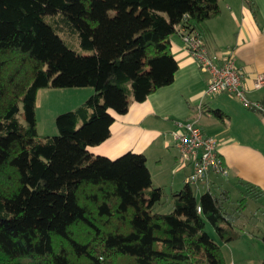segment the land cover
<instances>
[{"label":"trees","instance_id":"1","mask_svg":"<svg viewBox=\"0 0 264 264\" xmlns=\"http://www.w3.org/2000/svg\"><path fill=\"white\" fill-rule=\"evenodd\" d=\"M218 1L0 0V264H227L220 243L239 238L228 191L196 198L185 184L170 212H154L163 190L143 154L87 150L129 97L143 102L173 82L170 36L196 32ZM84 87L93 93L55 117L57 134L39 135L37 92Z\"/></svg>","mask_w":264,"mask_h":264},{"label":"crops","instance_id":"2","mask_svg":"<svg viewBox=\"0 0 264 264\" xmlns=\"http://www.w3.org/2000/svg\"><path fill=\"white\" fill-rule=\"evenodd\" d=\"M252 1L255 15L245 0H219L218 15L199 25L196 32L210 52L232 56L235 65L242 69L245 95L254 102L264 99V85L253 89L256 75L264 74V0ZM170 50L178 65L173 82L151 93L143 102L129 97L125 114L111 112L114 122L109 136L87 150L93 156L109 159L128 151L143 154L152 184L162 190L169 188L173 194L186 184L190 167L177 169V151L169 134L177 124L193 122L205 135L219 140L220 157L228 169L225 177L211 174L206 183L197 185L198 190L228 191L229 205L242 198L249 200L240 190L246 186L254 187L256 190L251 191L260 193L259 197L264 195V116L226 94L207 95V75L184 51L179 33L170 36ZM92 93L90 87L40 89L35 112L40 106L43 110L50 108L47 113L55 116L77 108ZM64 96L65 99L55 98ZM68 99L70 106L65 102ZM55 101L60 102L52 105ZM223 244L220 243L221 248Z\"/></svg>","mask_w":264,"mask_h":264},{"label":"built area","instance_id":"3","mask_svg":"<svg viewBox=\"0 0 264 264\" xmlns=\"http://www.w3.org/2000/svg\"><path fill=\"white\" fill-rule=\"evenodd\" d=\"M182 48L194 61L197 68L207 75V95L226 94L237 99L242 106L258 111L264 116V99L251 102L245 95L243 72L235 65L230 54L210 52L197 32L179 28ZM264 85V74L256 75L253 89ZM177 151V169L190 167L186 177L187 185L206 183L211 174L225 177V167L219 153L217 138L205 135L193 122L177 124L169 134ZM233 264V263H228Z\"/></svg>","mask_w":264,"mask_h":264},{"label":"rangeland","instance_id":"4","mask_svg":"<svg viewBox=\"0 0 264 264\" xmlns=\"http://www.w3.org/2000/svg\"><path fill=\"white\" fill-rule=\"evenodd\" d=\"M64 33L65 32H60L59 35L66 42L68 47L76 52H81V48L79 47L77 39L74 40L76 37L74 38V36L68 33L70 36H68L66 39V35ZM55 98L65 99V96ZM59 102L60 101H55L52 105H58ZM65 102L69 106L70 104L72 105L71 99H68ZM60 107L62 106H59V108ZM59 108L55 109V111L59 110ZM49 109L45 108L43 110L40 108V106H38L37 111L35 112L37 113V116H35L37 132L41 136H45V134L48 136H55L57 134L54 123L55 117L58 114L67 111L65 110L54 116L52 114L50 115V113H47ZM197 187V185H190V188L196 198H198L199 193H201ZM248 188V186L243 189L240 188V190L244 192L242 196L249 198L248 201L246 199L243 200V207H237L238 201H235L233 205L231 203V205L228 206L229 211L238 210L236 212L237 218H235V224L237 225L236 228L239 232V238L235 241L226 243L225 245L223 244L221 248L222 254L227 264L228 262L231 263L230 261H232L234 264H264V242L262 241V236L264 235V195L259 197L258 194L250 191ZM236 196L237 195H235V193L232 195L233 200H235ZM171 209L172 194L170 193L169 188H163V196L161 201L154 205L153 211L167 213L170 212ZM204 229L205 232L215 242H219L215 232L207 223L205 224Z\"/></svg>","mask_w":264,"mask_h":264}]
</instances>
